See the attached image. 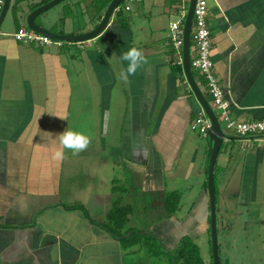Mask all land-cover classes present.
Masks as SVG:
<instances>
[{"label": "crops", "instance_id": "crops-1", "mask_svg": "<svg viewBox=\"0 0 264 264\" xmlns=\"http://www.w3.org/2000/svg\"><path fill=\"white\" fill-rule=\"evenodd\" d=\"M50 1L11 0L0 24V264H149L152 249L145 231L134 225L135 214L173 202L172 213L153 226L162 246L172 251L185 237L195 241L210 233V144L201 126L193 128L202 108L174 72L168 45L172 18L189 0H133L132 24L114 13L99 37L82 43L17 41L20 28L30 29L27 16ZM57 5L52 19L49 11L36 23L56 34L78 35L94 29L109 4ZM127 6L128 11L121 7L124 16L132 12ZM208 7L211 59L229 115L237 122L264 121V0H208ZM76 17L81 22L74 27ZM131 47L141 49L148 64L125 85L116 71L127 67L119 57ZM198 82L216 111L205 83ZM94 113L101 167L123 172L106 177L105 190L93 188L102 173L66 171V150L62 162L52 159L58 135L79 130V117ZM222 125L230 139L221 146L214 173L217 224L221 218L230 228L243 218L249 226L255 222L251 212L261 210L264 230V137L243 138ZM123 181L129 187L118 188ZM115 206L128 212L118 223L120 235L100 226ZM137 246L146 250L141 263L130 260Z\"/></svg>", "mask_w": 264, "mask_h": 264}, {"label": "rangeland", "instance_id": "rangeland-1", "mask_svg": "<svg viewBox=\"0 0 264 264\" xmlns=\"http://www.w3.org/2000/svg\"><path fill=\"white\" fill-rule=\"evenodd\" d=\"M128 3V5L132 8V12H128L123 15V20L130 21V24H132L131 19L135 18V9L137 6V2L133 0H127L125 3L121 5L122 9H125V5ZM189 4V1L187 3V6ZM61 6V5H56ZM53 7L47 12H49V16L52 19L53 16V10H60L61 7ZM59 8V9H57ZM54 11V12H55ZM118 14V12H115ZM115 14V15H116ZM121 15V14H120ZM131 16V17H130ZM173 21H176L178 18L176 15L173 16ZM172 21V22H173ZM38 22V21H37ZM81 22V19L79 17L74 18L72 22H70L71 25L76 27ZM5 23L2 24L1 29L5 27ZM25 25V24H24ZM27 26V24H26ZM138 26V25H137ZM49 29H51L49 26H46ZM28 28V27H27ZM55 30V29H53ZM65 31H69L68 29H65ZM135 33L137 35L138 31L135 30ZM173 53V58L175 60H178L179 56L175 50L172 48L170 49ZM195 76L200 80L199 73L197 71H193ZM196 78V79H197ZM203 88V87H202ZM204 89V88H203ZM205 91V89H204ZM79 122L81 126H79V132H83L92 138V143L89 146V148L86 151H83L79 154L73 155V153L69 150H66V159H65V167L66 171L71 172V169H73L75 172H83V173H89L88 177L95 176V173H102L101 174V182L96 187H94L91 184H86L85 190L89 189L93 186V188H97L100 186L99 190H105L103 188L104 184H106L107 180H111L113 177L118 176L120 173L123 174L122 170H118V172H115L112 170V173H108L107 166L108 164L105 163V168L101 167L103 155L101 156V153L103 151V147L101 145L102 139H101V132H99L96 127L99 124V114H93V115H81L79 117ZM76 131V130H74ZM85 161L80 160L79 158H82ZM109 174V175H108ZM128 176V173L126 174ZM105 178V179H104ZM128 183V182H127ZM119 185L129 187V185L125 184L123 181L122 183H118ZM76 188V187H75ZM117 188V189H118ZM118 196H122L121 191L117 192ZM173 205V206H172ZM175 203L169 204L168 208L162 207L161 210H152V212H146L144 210H137V214H135L134 222L135 226L138 229L145 231V238L148 239V243L152 249V252H150V256H147L149 260V264H168L169 260V252H171V248L166 246V250L163 248L161 242H165L162 238V234L160 233L158 228H154V223H157L160 218L166 217L169 214L172 213ZM170 208V210H169ZM235 212L231 209L229 210V214L232 215ZM263 212L261 210H254L251 212V216L253 217V220L255 221L254 224H250L249 226L246 225V221L243 220V218H239L238 221L234 223L233 226L229 225L222 226L221 218L218 220V235H219V246H220V255H221V261L222 264H264V230L261 229L260 221H262ZM140 217L141 221H139ZM230 221L228 220V224ZM149 234V235H147ZM239 240V241H238ZM145 241V239H144ZM195 242L198 244L201 250V255L205 262L207 264H211L213 259L211 258V232H207L206 234H202L198 236L195 239ZM140 246H137L139 248ZM234 247V248H233ZM137 248H135L137 250ZM238 248V252L240 254L239 259H236V251L235 249ZM248 248V253L247 252ZM169 250V251H168ZM145 249L139 248L138 251L135 253V257L131 258L130 260L134 262L141 263L145 256ZM129 260V259H127ZM136 264V263H135Z\"/></svg>", "mask_w": 264, "mask_h": 264}, {"label": "built area", "instance_id": "built-area-1", "mask_svg": "<svg viewBox=\"0 0 264 264\" xmlns=\"http://www.w3.org/2000/svg\"><path fill=\"white\" fill-rule=\"evenodd\" d=\"M5 0H0V13L3 9ZM130 9L128 6L125 8ZM119 6L115 12H119ZM188 6L182 5L178 11V20L170 25V37L168 45L175 50L179 56L177 62L183 64V43H184V23L187 16ZM208 0H197L194 10L192 33H191V67L192 70L199 73L200 79L205 83L210 95L213 98V104L221 122H224L226 129L234 132L236 135L249 138L252 136L264 137V121L237 122L229 115V102L224 99L223 90L220 88L214 69V63L211 59L212 39L208 23L209 18ZM17 41L23 43H37L41 46H51L60 44L48 36L37 33L32 29L20 28L14 35ZM198 81V79H197ZM199 83V82H198ZM215 111V112H216ZM197 122L193 128L201 126L202 133L206 134L210 128V121L202 110L198 115Z\"/></svg>", "mask_w": 264, "mask_h": 264}, {"label": "water", "instance_id": "water-1", "mask_svg": "<svg viewBox=\"0 0 264 264\" xmlns=\"http://www.w3.org/2000/svg\"><path fill=\"white\" fill-rule=\"evenodd\" d=\"M63 0H51L50 2L36 8L28 16L26 24L27 26L45 36H48L55 40H60L64 42H77L82 43L90 41L99 37L109 26L110 20L113 17L116 9L125 3L127 0H111L109 3L104 16L100 23L91 31L78 35H66V34H56L50 30L36 23L38 17L43 16L45 12L49 9L62 2ZM197 0H189L187 16L184 23V43H183V74L186 83L189 85L191 91L193 92L195 98L199 102L202 110L205 112L206 116L210 121V128H208L205 137L209 140L210 144V161H209V171H208V194L210 198V225H211V244L213 250V263L221 264L220 258V248H219V235H218V224H217V201H216V188H215V167L218 154L221 150L223 142L230 139L226 134L220 118L214 111L209 99L206 97L204 91L200 87L195 74L191 67V33H192V23L194 10ZM11 0H5L3 9L0 13V24L3 21L8 8L10 7ZM20 10L24 7L19 6Z\"/></svg>", "mask_w": 264, "mask_h": 264}, {"label": "clouds", "instance_id": "clouds-1", "mask_svg": "<svg viewBox=\"0 0 264 264\" xmlns=\"http://www.w3.org/2000/svg\"><path fill=\"white\" fill-rule=\"evenodd\" d=\"M119 60L126 61L127 67H121L116 71V79L118 83H123L125 85L130 84V76L135 75L139 69L148 64V60L143 51L136 47H131L128 51L123 52ZM58 140L60 147L52 153V159L57 162H62L65 159V150H69L73 155H76L86 151L92 143L91 136L73 130H65L60 133L58 135Z\"/></svg>", "mask_w": 264, "mask_h": 264}, {"label": "trees", "instance_id": "trees-1", "mask_svg": "<svg viewBox=\"0 0 264 264\" xmlns=\"http://www.w3.org/2000/svg\"><path fill=\"white\" fill-rule=\"evenodd\" d=\"M103 2H104V5L106 6L107 4L111 2V0H103ZM16 9L18 10V6L16 7ZM120 11L118 12L117 16L119 17V19L122 20L123 14L120 13ZM171 63L173 65L174 72L181 75L183 77L182 79L185 80L183 76V66L179 64L177 60H175L174 58L172 59ZM172 198H175V195L168 196V200H171ZM81 209H84V208H81ZM85 213L88 216V213L86 211ZM127 214H128L127 210L124 211L122 210V208H118L117 206H115L114 208L110 210L108 214V219H107L108 222L100 224V226L103 227L104 229H107L114 235H120L122 227H120V224L118 223L120 220L121 222L125 221ZM135 233H132V235H134ZM163 248L165 249L164 246ZM169 254L170 255H169L168 264H207L201 255L200 247L194 240H192L189 237L183 238L180 244L178 245V247L175 250H172L171 252H169ZM211 258L213 259L212 248H211ZM220 258H221V255H220ZM211 264H214L213 261ZM221 264H222V261H221Z\"/></svg>", "mask_w": 264, "mask_h": 264}]
</instances>
